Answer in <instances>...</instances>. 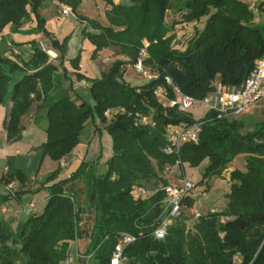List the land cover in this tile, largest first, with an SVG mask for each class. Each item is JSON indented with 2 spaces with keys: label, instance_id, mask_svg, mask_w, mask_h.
I'll use <instances>...</instances> for the list:
<instances>
[{
  "label": "trees",
  "instance_id": "trees-1",
  "mask_svg": "<svg viewBox=\"0 0 264 264\" xmlns=\"http://www.w3.org/2000/svg\"><path fill=\"white\" fill-rule=\"evenodd\" d=\"M45 1L0 0V37L6 28L19 33L33 14L36 27L29 33L45 35L47 48L58 53L51 60L48 49L32 41L28 60L14 52L13 56L0 54V106L11 103L4 120L8 143L21 140L22 118L36 106L38 119L47 120L41 160L49 157L60 162L79 144L89 120L100 131L95 117L106 124L107 110L123 108L127 113L115 115L106 125L114 153L104 175H97L91 163L82 162L68 178L58 180L62 170L58 166L42 182L48 198L41 213L29 216L16 229L0 221V264H61L69 243L78 236L87 239L85 255H92L90 264H111L121 233L142 234L127 247V264H264V120L248 122L247 114L217 119L209 112L202 119L198 145L186 144L180 150L182 163L192 167L208 160L200 184L221 176L237 156L245 155L246 170L230 174L227 205L194 218L186 210L194 204L189 196L165 238L153 236L166 211L163 188L170 184L168 175L178 159L163 151L167 127L195 122L187 112L160 102L156 90L164 87L172 98L175 87L201 100L216 83L242 86L255 60L264 58V26L253 21L255 15L248 4L239 0H129L118 4L98 0L110 7L106 10L108 25H103L76 14L86 0H50L69 6L77 15L84 26L82 36L95 46L93 58L109 48L128 58L116 61L101 79L75 74L90 83L91 107L71 86H64L69 76L64 67L69 38L61 43L47 31L40 15ZM206 16L200 31L196 23ZM183 23L195 25V35L184 50L174 47L176 26ZM144 40L149 44L144 64L158 77L134 88L124 81V74L127 66L138 61ZM78 62L79 58L72 61L76 69ZM140 115L151 116L155 125L136 126ZM7 164L0 186L21 177L14 158ZM134 186L156 192L137 200L132 195ZM14 198H19L18 193L12 197L0 188V205ZM76 204L78 214L74 213ZM192 218L195 221L189 226ZM81 219L90 220L85 221L87 229L84 225L78 228Z\"/></svg>",
  "mask_w": 264,
  "mask_h": 264
},
{
  "label": "rangeland",
  "instance_id": "rangeland-1",
  "mask_svg": "<svg viewBox=\"0 0 264 264\" xmlns=\"http://www.w3.org/2000/svg\"><path fill=\"white\" fill-rule=\"evenodd\" d=\"M239 1L244 4H249L250 2V0ZM46 2L50 3L51 1L46 0ZM121 2L129 3V0H121ZM260 4L259 12L254 14L253 21L256 24L264 26V0H260ZM76 14L81 16L89 15L97 21L102 17V14H100L98 10L93 9L87 11L85 7L80 6L78 7ZM76 14L72 13L68 17L71 21L78 24L80 21ZM207 19L208 16L204 17L199 23H196L200 31L203 30ZM30 23L31 21L29 20L26 24L30 25ZM176 32L178 34L176 33L174 47L184 50L188 47L190 40L195 35V25L183 23L178 27ZM5 34H9L8 28L5 29ZM39 41L43 43L46 49H48L47 45L49 40L45 35L39 34ZM144 43L148 44L146 40H144ZM150 70H147L146 72L149 73L151 72ZM152 79V77H146L144 74L138 73L134 67L129 68L124 76V81L134 88L143 87L149 84ZM160 90L166 92L164 87H161ZM78 94L89 106H94V100L88 89H80L78 90ZM187 113L192 115L195 121H200L206 117L209 113V109L203 104L197 103L187 111ZM247 116L248 117L245 120L248 122L264 120V101L256 103ZM95 120L100 131L95 130V124L92 120H89L84 125L79 135V149L63 158L65 161H68L69 164L68 168L61 167L62 170L59 174L60 178L66 179L76 171L79 166L78 161L80 157L93 165L94 171L97 175H104L107 172V163L114 153L113 138L106 128V125L110 123L111 119L107 120L106 124L102 123L98 117H95ZM36 121L30 123L26 131L22 134L23 140L13 148L14 150H18V154H16L15 158L19 160L18 172H21V177H17L15 181H19L18 183H20L21 188L17 190L15 189V193H18L20 198H14L10 203L7 202L6 204L0 205V221L9 223L12 229H16L20 223L25 222L28 217L34 213L42 212L44 207L42 203L47 196L46 190L42 187V182L46 180V175L53 172L55 161L51 160L49 157H45L41 160L42 153L40 146L47 140V120L36 119ZM62 160L60 162L64 163ZM7 163L8 162H6V164ZM0 165H3V162L0 161ZM207 165L208 160L203 161L197 167H192L188 163H183L182 167L175 166L173 171L168 175V180L172 185H179L180 181L185 177L188 182L195 186L192 192V198L194 201L193 207L189 209L186 208V210H189L187 211L189 212L188 215L193 214L191 217L194 218H197L193 211L195 208H198L200 212H208L213 209L224 208L227 205L225 194L230 189L231 172L235 170L244 172L246 170L245 155L242 154L232 161L227 170H225L221 176H215L208 181L204 180L202 184H200V181L202 180V172ZM77 192L78 194L82 193L81 190ZM31 203L35 204L36 207L39 205V209L36 212H33L28 208ZM5 207L7 208V211L3 212V208ZM75 212L77 214L79 213L77 204L74 206V213ZM194 218L189 221V226H192V222L195 221ZM85 221L89 222L90 220H78V228L83 227V225L84 227L87 226L85 225ZM85 228L87 229V227ZM86 248L87 239L79 238L78 236V238L69 243L67 255L61 264H85V262L90 264V259L85 260L82 257L86 253ZM69 256L72 258V261L67 263L66 261ZM237 262H239V259H237ZM16 264L22 263L17 262Z\"/></svg>",
  "mask_w": 264,
  "mask_h": 264
},
{
  "label": "built area",
  "instance_id": "built-area-1",
  "mask_svg": "<svg viewBox=\"0 0 264 264\" xmlns=\"http://www.w3.org/2000/svg\"><path fill=\"white\" fill-rule=\"evenodd\" d=\"M260 0H250L248 9L254 14L259 12ZM63 15L68 16L72 14V9L65 6L62 10ZM148 44L144 43V48L140 51V56L136 64L133 66L138 73L144 74L146 77H152L153 79L158 77V74L148 69L144 60L148 57L146 51ZM44 49V46L41 44ZM150 70L151 72H146ZM171 84V81L168 80ZM159 87L156 90V96L160 102L164 103L168 107H176L181 111H189L195 104L201 103L209 109V112L214 113L217 119H234L244 116L250 113L252 107L261 101H264V58L255 60L254 67L245 82L240 87H224L220 83L215 84V89L208 93L203 99L196 100L190 96L183 95L179 90L173 87V97L168 98L167 93L160 90ZM127 113L123 108L109 109L104 114L108 119H112L117 114ZM130 115V114H129ZM135 125L139 126H154L155 122L149 115H140L136 118ZM203 121H195L191 124L180 123L169 125L166 130L167 146L164 148V153L168 155H177L178 159L175 166L182 167V161L180 160V150L183 145L193 144L198 145L200 134L202 132ZM64 167V164H61ZM195 186L188 182L185 177L180 181L179 185L169 184L163 188L166 193L164 203L166 205V211L161 222L156 226L153 231V236L157 240H163L167 235L168 228L172 221L181 214L183 207V201L185 198L192 196V192ZM3 189L7 194L15 197V182H11L8 185L3 186ZM156 191L147 190L144 187L134 186L132 188V195L135 199H146L152 196ZM28 208L33 210L36 205L31 203ZM195 216L199 217L201 212L198 208L194 210ZM142 236L121 233L117 236V242L112 253L111 264H127L128 257L126 255V249L128 246L137 242ZM85 260L91 259L92 255L82 256ZM72 258L69 256L67 263L71 262Z\"/></svg>",
  "mask_w": 264,
  "mask_h": 264
},
{
  "label": "crops",
  "instance_id": "crops-1",
  "mask_svg": "<svg viewBox=\"0 0 264 264\" xmlns=\"http://www.w3.org/2000/svg\"><path fill=\"white\" fill-rule=\"evenodd\" d=\"M114 2L118 4L121 2V0H114ZM65 6L67 5L60 4L57 1H51L50 3H47L45 1L43 7L40 9V15L46 21L45 27L47 31L50 32L56 40L62 43L64 42V40L69 38L67 43V51L64 58V67L68 71L69 76H68V81L65 83L64 86L65 87L71 86L72 89L78 93V90L80 89H89L90 83L86 79L79 80L75 75L76 73L81 74L82 76H84L89 80L101 79L104 74L108 73V71L116 61H127L128 58H126L123 55L116 54L117 50H115L114 48H109L106 51H103L97 57L93 58L95 46L88 39H85L82 36V30L84 27L82 23L76 24L69 19L68 17L69 15L68 16L63 15L62 10ZM80 7H85L87 11L93 9L98 10L99 13L102 14V17L98 19L99 22L102 23L103 25H108V21L106 19V10L110 7H107L103 2L98 0H86L80 4ZM83 16L89 19H94L89 15H83ZM30 21H31L30 25L29 24L24 25V27L21 29L19 33H10V29L8 28L9 34H5V30H4L3 37H0L1 55L13 56L12 54L14 52V54L15 53L21 54L24 60H28L33 53L30 42L37 41L41 46L42 43L39 41V35L29 33L30 30L36 27V21L33 14L31 15ZM179 26L180 25H177L176 28H178ZM47 52L51 60H56V58H58V53H56L55 51L48 49ZM76 58H79L78 69H76L72 64V61L75 60ZM56 63H58V61H56ZM131 67L133 66L126 67L124 76ZM59 71L61 72L60 68ZM10 106L11 103H9L7 106H0V161L3 162V165H0V180L4 177V175L8 170V164H6V162H8L10 158H14L16 169L17 170L19 169V160L15 158L16 154H18V150H14L13 148L20 141L23 140L22 137L21 140L15 143H8L7 141V133L4 128V120L7 115V110L10 108ZM38 113L39 112L36 106H34L31 112L22 118L23 133L26 131L30 123L35 122L36 119H38L39 116ZM79 144L74 148L72 152L77 151V149H79L80 147ZM62 162L64 163L54 162L53 171L58 166H61V164H64V167L68 168V164H69L68 161H65V159H63ZM78 162L80 166L82 162H86V161L84 160V158L80 157ZM79 166L77 167V169L79 168ZM62 179L65 178H60V176L58 177V180H62ZM14 182H15L16 190L21 188V185L20 183H18L19 182L18 180ZM0 188L3 193L7 194L6 191L3 189V186H0ZM47 198H48V194L46 198H44V201L42 203L44 206L46 204ZM8 202L10 203L11 200ZM38 209H39V205L32 211L36 212ZM6 211L7 208L6 207L3 208V212Z\"/></svg>",
  "mask_w": 264,
  "mask_h": 264
},
{
  "label": "bare ground",
  "instance_id": "bare-ground-1",
  "mask_svg": "<svg viewBox=\"0 0 264 264\" xmlns=\"http://www.w3.org/2000/svg\"><path fill=\"white\" fill-rule=\"evenodd\" d=\"M54 56V55H53Z\"/></svg>",
  "mask_w": 264,
  "mask_h": 264
}]
</instances>
